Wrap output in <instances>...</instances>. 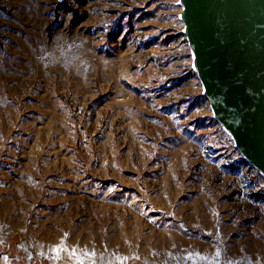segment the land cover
<instances>
[{
  "label": "rangeland",
  "instance_id": "374dc122",
  "mask_svg": "<svg viewBox=\"0 0 264 264\" xmlns=\"http://www.w3.org/2000/svg\"><path fill=\"white\" fill-rule=\"evenodd\" d=\"M180 11L0 0V264H264V176Z\"/></svg>",
  "mask_w": 264,
  "mask_h": 264
},
{
  "label": "water",
  "instance_id": "95a60500",
  "mask_svg": "<svg viewBox=\"0 0 264 264\" xmlns=\"http://www.w3.org/2000/svg\"><path fill=\"white\" fill-rule=\"evenodd\" d=\"M179 6L213 117L264 176V0H179Z\"/></svg>",
  "mask_w": 264,
  "mask_h": 264
}]
</instances>
